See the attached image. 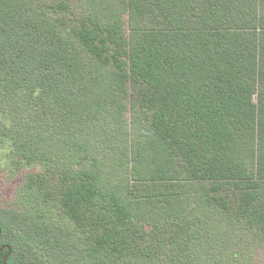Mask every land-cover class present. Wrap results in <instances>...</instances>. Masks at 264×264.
Segmentation results:
<instances>
[{
  "label": "trees",
  "instance_id": "16d2710c",
  "mask_svg": "<svg viewBox=\"0 0 264 264\" xmlns=\"http://www.w3.org/2000/svg\"><path fill=\"white\" fill-rule=\"evenodd\" d=\"M63 5L50 7L54 19L38 0H0V111L22 116V153L60 129L63 161L96 144L123 149L119 199L101 210L92 195V212L110 221L96 264H254L264 249V0ZM109 63L126 89L118 79L99 89L95 71ZM108 105L123 118L114 143L96 141ZM31 205L29 216L0 209V264L8 249L6 264H84L71 233L36 226L50 198Z\"/></svg>",
  "mask_w": 264,
  "mask_h": 264
},
{
  "label": "rangeland",
  "instance_id": "374dc122",
  "mask_svg": "<svg viewBox=\"0 0 264 264\" xmlns=\"http://www.w3.org/2000/svg\"><path fill=\"white\" fill-rule=\"evenodd\" d=\"M38 1L54 19L56 18L54 10L56 6L59 5L64 10L65 0ZM68 6L71 8L70 12L77 14L75 6L71 7V4ZM58 13L57 19H62V25H68L71 20L69 13L67 11L63 15ZM108 56H110V52L106 54V57ZM112 72L115 71L110 63L100 66L95 71V75L98 74L100 77L99 89H102L107 81L111 85H115V79H118L120 89L123 90L122 72L114 79L110 78ZM90 83H92L91 80ZM124 87L126 89V83ZM108 106H110L108 119L100 126L96 141L107 139L114 143L118 139L121 140L123 136V118L119 112L116 115L115 109L111 105ZM24 118L26 125L28 118L26 116ZM20 119L9 114L3 115L0 111V209L18 210L23 211L24 215H33L30 212L33 201L36 206L44 208V201L47 197L50 198L52 201L51 212L43 215V219L40 218L36 226L45 230L61 226L71 233L72 239L84 250V264L99 263L102 258V254L98 252L99 244L104 241L107 235L110 221L106 215L102 216L101 212H92V195H96L95 203L101 210L103 206L99 205L98 201L102 205L108 204L109 206L112 198L119 199L118 186L120 181L122 182L121 179H125L127 171L125 159L122 156L123 149L120 150L116 147V151L110 155L108 151H105L106 145L102 148L96 144L95 148L91 150L88 148L70 152L67 160L63 161L67 151L66 143H68V139L65 137L66 131L60 129L56 138L52 130L49 131L51 133L45 134L50 139L49 141H43L42 144L35 142L30 146L33 153L36 148L35 161L28 163V158H31L33 153L30 151L21 152L24 148L21 140L25 130ZM66 126L69 127L68 124ZM249 143L251 144L250 140ZM95 151H100L99 155L102 158L96 162L88 161L89 155L92 157V153ZM19 158L21 159L20 163H18ZM56 159L60 164L62 161L63 167L61 165L56 167ZM227 188V195L239 197L238 191L233 186L229 185ZM29 195L34 196L33 201L30 200ZM100 198L103 200L101 201ZM75 204L77 205L76 210ZM111 239L108 243L112 248L116 246V243ZM34 255L44 263L41 251L35 249ZM254 264H264V249L256 253Z\"/></svg>",
  "mask_w": 264,
  "mask_h": 264
},
{
  "label": "water",
  "instance_id": "95a60500",
  "mask_svg": "<svg viewBox=\"0 0 264 264\" xmlns=\"http://www.w3.org/2000/svg\"><path fill=\"white\" fill-rule=\"evenodd\" d=\"M9 254H10V249H8V255H7L6 258L4 259V264H6V260H7L8 256H9Z\"/></svg>",
  "mask_w": 264,
  "mask_h": 264
}]
</instances>
